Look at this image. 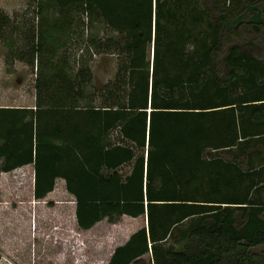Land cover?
Instances as JSON below:
<instances>
[{
    "label": "trees",
    "instance_id": "1",
    "mask_svg": "<svg viewBox=\"0 0 264 264\" xmlns=\"http://www.w3.org/2000/svg\"><path fill=\"white\" fill-rule=\"evenodd\" d=\"M261 1L37 0L25 48L5 42L37 72L32 107L0 106V172L33 164L35 199L62 178L83 230L145 215L107 264H264V53L223 45L264 32ZM94 53L116 57L100 86Z\"/></svg>",
    "mask_w": 264,
    "mask_h": 264
},
{
    "label": "rangeland",
    "instance_id": "2",
    "mask_svg": "<svg viewBox=\"0 0 264 264\" xmlns=\"http://www.w3.org/2000/svg\"><path fill=\"white\" fill-rule=\"evenodd\" d=\"M36 3L37 0H0V10L10 17L8 27L0 31V106L34 105L36 68L10 58L7 55L9 46L5 42L12 39L14 46L25 48V37L31 35L30 31L36 29L42 19L37 13ZM261 4L264 7V0ZM83 28L84 41L81 43L79 39L75 45V35L72 41L66 40L61 50L73 51L77 57L82 53L88 36H101L105 30L101 23L88 27L85 24ZM78 29L81 32L82 27ZM232 43H238L253 54L263 55L264 32L237 25L226 30L223 38L225 47ZM249 43L256 44L257 48H249ZM89 64L96 86L112 79L117 65L114 55L96 53ZM30 181L26 169L24 172L12 170L5 173L3 185L0 183V264H90V260L99 255L96 253L99 239L113 224L105 219L92 231L80 229L71 214L75 199L65 190L63 180L57 181L53 192L43 199L34 198ZM115 222L117 224L113 228L122 232V227H133V222H141V219L133 221L124 216ZM150 261L147 254L140 264H149Z\"/></svg>",
    "mask_w": 264,
    "mask_h": 264
},
{
    "label": "crops",
    "instance_id": "3",
    "mask_svg": "<svg viewBox=\"0 0 264 264\" xmlns=\"http://www.w3.org/2000/svg\"><path fill=\"white\" fill-rule=\"evenodd\" d=\"M14 107H18V106H14ZM26 169H28V171H29L30 180H31L30 181V189H31V191L33 193V185H34L33 164L30 163V164L21 166V167L15 169L13 171L22 170L24 172ZM9 172H11V171H9ZM5 173H7V172H0V183L2 185H3V182H4V178H5ZM59 180H63V179L62 178H57L56 182L59 181ZM52 192L53 191L48 193L46 195V197L48 195H50ZM68 194H70V193H68ZM71 214H72L73 218L75 219V206L71 207ZM124 216H127V215H122L120 218H122ZM130 218H132L133 221H135V220H137L139 218V219H141V222H136V223L133 222V225H134L133 227L131 225L130 226H126L124 228L122 227V232H120V230H119V232H117L118 230L116 228H113L117 224L116 222L115 223H111V224H113V226L112 227L108 226L106 228V233L104 234V237L102 239H99L100 241L98 242V247L96 249V253L97 254L99 253V255H97V257H95V259L90 260V262H89L90 264H107L109 262V260H110V257L112 255L114 249L117 246L124 244L128 240V238L130 237V235L133 232H135L140 227L146 225V216L145 215H140L138 217H130ZM103 220H105V219H103ZM103 220L97 222L94 226H92L89 229H86L85 231H92V229H94L97 225L102 223ZM118 241H121V242H118ZM143 257H145V256H143Z\"/></svg>",
    "mask_w": 264,
    "mask_h": 264
}]
</instances>
